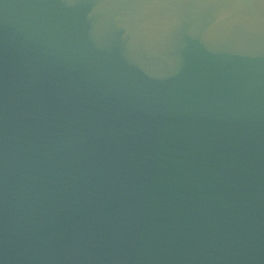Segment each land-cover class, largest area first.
Here are the masks:
<instances>
[{
  "label": "water",
  "instance_id": "obj_1",
  "mask_svg": "<svg viewBox=\"0 0 264 264\" xmlns=\"http://www.w3.org/2000/svg\"><path fill=\"white\" fill-rule=\"evenodd\" d=\"M0 264H264V0H0Z\"/></svg>",
  "mask_w": 264,
  "mask_h": 264
}]
</instances>
